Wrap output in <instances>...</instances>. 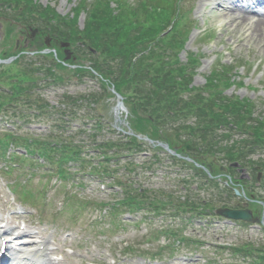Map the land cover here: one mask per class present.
<instances>
[{
  "label": "rangeland",
  "instance_id": "1",
  "mask_svg": "<svg viewBox=\"0 0 264 264\" xmlns=\"http://www.w3.org/2000/svg\"><path fill=\"white\" fill-rule=\"evenodd\" d=\"M34 1L39 2L44 7L50 6L56 9L58 13L63 16L72 14V10L80 2V0ZM192 1L196 7L194 19L197 21L198 27L193 32L192 38L188 43V48L182 53L181 59L185 63L187 53H201L205 56L202 69L198 71L199 74L195 78L194 86L202 87L205 85L206 77L211 72L215 61L224 53L223 62L227 65L239 63L243 60L248 63V66L257 64L252 72L243 73L244 86L242 88L234 87L230 89L227 94L230 96L249 98L255 101L264 100V36H262V34L260 35L261 38H259V42L254 39L244 41V38H241L243 41L237 44V39L233 37L234 28L231 27L230 21L226 18L223 9H220L219 12L215 11L214 13L212 12L213 8L206 9L207 6L203 5L204 0ZM194 4L191 2L193 7ZM84 20L85 15L81 18V28H83ZM208 28H211L213 31L217 30V38L211 43H201L199 35ZM235 35L239 37V34L236 32ZM244 36H248V34ZM259 66H261V68H258ZM68 87V92L74 95H89L99 91V84L91 80H86L82 82V84L72 82ZM62 94V91L54 92L47 90L42 92L40 97L44 101L52 104L53 102H57ZM115 106V99L104 101V103L98 106V110L94 113V116H98L114 124L116 120L114 114ZM82 122L83 121H80V123ZM33 126L34 130L31 129L32 131L30 132L29 130L21 131V133L35 135L36 137L45 136L50 133V124L33 122ZM2 132H5L4 128H0V133ZM21 133L19 132V134ZM257 159L258 157H255L253 160L257 161ZM143 162V160H137L136 164L142 166ZM2 167H4V164L0 163V168ZM173 170L174 169L170 165H164L160 167L159 172L153 177H149L148 174L142 175L141 173L139 177H133L134 182H136L135 187L141 186L148 191H164V187L173 186L177 182L175 176H169L170 174H174ZM15 181L16 176L11 175L9 177H3L0 174V218L10 221L12 223L11 226L16 230H20L25 226L29 231L40 234L38 239H35V242H30L32 246L34 245L33 243H40L44 239L53 249L63 250L66 258L73 255L71 250L74 252L80 250L76 254H85L88 260L95 257L97 261L100 260V263L104 264H235L228 262L227 253L223 254L221 251L218 252L212 249L213 245L206 244L200 247L194 246L193 249L190 250L184 248L183 244H178L175 246V248H177L175 257H170L169 253H171V249H167L168 252L164 253V260L162 262L160 260H152L153 254H156L159 250L161 252L167 245L174 246L175 244L173 240H162V243H156L152 246L147 245V240L151 239V234L160 231L163 224V221L154 217H148V219H146L147 217L144 215H128L120 222V226L125 229L114 230L116 226L115 223L118 221L113 223L109 218H104L100 210L92 205L90 209L85 208V210H89V215L85 220L88 222L95 218L101 225L100 228L104 236L88 233L82 225L72 227L69 223V220H73L72 217H70L71 219L62 218L63 220L61 219L57 223L49 221V217L52 214L59 215L64 211L66 194L72 193L84 200H91L96 203H109L116 198L122 197V194L117 190L103 191L100 188L101 182L96 179L91 180L89 183L85 181L84 190H78L76 186H69L67 189L63 187L56 190V187H54L56 180H54L51 184L52 190L47 195L46 199L49 203L46 218L39 216L32 208H30L27 213L29 217L25 216L20 218L18 217L19 213H23L24 209L15 203L13 205V197L6 188L7 182L12 183ZM37 183L38 179L35 181V185H37ZM167 191L170 192L171 190L167 189ZM178 196L184 197L185 193L179 194ZM201 197L205 198V195H201ZM72 207L74 216L79 217L80 214H82L85 217L82 213L85 207L84 205L74 204ZM65 208H67V206ZM81 223L83 224V222ZM164 223L167 224V222ZM249 234L250 233L245 234L244 240L245 242L249 240L248 242L253 244L257 236L250 234L251 237L249 239ZM186 235L194 236L196 238L195 240L217 245L226 244L228 238L235 236L233 232L229 233L225 231L222 225H211L209 229L204 227L197 228V232H186ZM25 239H29V237ZM130 247L135 251L128 256L125 254V251ZM35 248L37 247H34V249ZM25 250H31L29 249V245ZM63 253L60 255H63ZM58 260H63V257L59 256ZM43 261L44 260H41V262Z\"/></svg>",
  "mask_w": 264,
  "mask_h": 264
},
{
  "label": "trees",
  "instance_id": "2",
  "mask_svg": "<svg viewBox=\"0 0 264 264\" xmlns=\"http://www.w3.org/2000/svg\"><path fill=\"white\" fill-rule=\"evenodd\" d=\"M157 2L155 6L154 3ZM110 1L105 0L104 3H99L94 13V23L92 25V31L89 35V39L94 49H96L102 55L107 58L119 60H130V55L134 54L138 48H144L148 42H156L160 34L165 32L171 25L173 14H168L165 10L162 11L163 1L158 2L155 0H147V5L140 4L137 9L128 7L122 2L118 4V14H115L109 7ZM177 31L169 33L170 37H167L158 43L157 49L152 51L150 57H145L142 60V64L137 67L136 78L141 77V80L151 79L148 76V71H153L152 77H155L157 93L160 94V99L164 104H169L171 101L175 104L178 111L187 110L190 113L191 109H194V105L186 104L182 107L178 105L181 101V93L183 88L176 91L175 87L179 85L178 80L175 78V74L184 73L182 68L173 67L171 63L165 61L168 59L166 52L168 49H164V45L167 41L171 43V48L178 44ZM125 68V62L122 68ZM120 69L121 74H125L126 70ZM119 75L117 78L120 82V77L125 81L127 77ZM118 82V84H119ZM122 84L124 82H121ZM146 83V82H144ZM224 83L221 82V84ZM213 84V83H212ZM212 87H215L212 85ZM175 94V95H174ZM198 104H202L206 100L200 97L191 99ZM215 98L213 102H216ZM203 105V104H202ZM151 106V105H150ZM215 108V105H213ZM165 109L169 110L166 105ZM180 115V114H179ZM178 115V116H179Z\"/></svg>",
  "mask_w": 264,
  "mask_h": 264
},
{
  "label": "bare ground",
  "instance_id": "3",
  "mask_svg": "<svg viewBox=\"0 0 264 264\" xmlns=\"http://www.w3.org/2000/svg\"><path fill=\"white\" fill-rule=\"evenodd\" d=\"M238 1L240 2V0ZM238 1L237 0L232 1L230 6L225 9L226 18H232L231 27H233L234 32L238 33L239 35L242 31L247 29L248 24H250L252 27H255L253 29L252 27L250 28L249 26V31L252 33L251 37L249 38L254 39L257 42H259V38H261L260 35L262 34V32H264V14L259 13L258 10L253 7L243 8L242 6L238 4ZM261 3L264 4V1H262ZM258 13L261 15L260 18H258L259 17ZM4 234L13 236V230H9L7 233H4ZM23 234H26V233H23ZM0 244H1V236H0ZM40 246H42L44 250L45 248L49 246V243L46 244V242H43ZM43 253H44L43 251L39 250L37 252V256ZM6 254L9 255V252L6 251ZM26 260L30 262L29 264H36L32 260H29L27 258ZM1 264H5V262L3 261L1 262ZM53 264H61V263L54 262Z\"/></svg>",
  "mask_w": 264,
  "mask_h": 264
},
{
  "label": "water",
  "instance_id": "4",
  "mask_svg": "<svg viewBox=\"0 0 264 264\" xmlns=\"http://www.w3.org/2000/svg\"><path fill=\"white\" fill-rule=\"evenodd\" d=\"M229 216L230 217H232V218H241V219H243V220H249L250 219V217H249V215H245V214H241V215H237V214H234V213H230L229 214Z\"/></svg>",
  "mask_w": 264,
  "mask_h": 264
}]
</instances>
